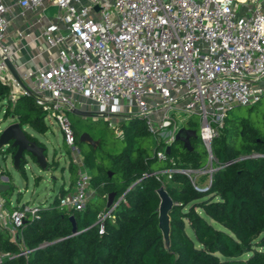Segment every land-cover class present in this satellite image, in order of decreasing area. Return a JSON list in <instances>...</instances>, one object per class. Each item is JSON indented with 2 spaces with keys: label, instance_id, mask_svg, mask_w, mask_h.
I'll list each match as a JSON object with an SVG mask.
<instances>
[{
  "label": "built area",
  "instance_id": "2783aa9c",
  "mask_svg": "<svg viewBox=\"0 0 264 264\" xmlns=\"http://www.w3.org/2000/svg\"><path fill=\"white\" fill-rule=\"evenodd\" d=\"M252 1L0 0V81L10 89L8 107L13 109L20 97L34 96L46 123L61 130L77 167L63 207L81 212L96 196L69 119L70 112L83 106L97 118L118 119L113 129L119 138L124 136L121 121L138 117L146 123L156 141L154 157L170 165L148 175L161 187L166 189L179 174L196 192L209 191L214 174L223 167L212 144L228 113L264 97V0L248 7ZM53 7L57 11L48 16ZM19 18L38 31L47 46L45 62L23 73L15 58L23 38ZM194 116L201 120L197 134L207 163L180 167L167 150ZM121 200L99 216L100 234ZM5 209L6 201L0 198L2 228L16 241L27 220L39 219L41 207Z\"/></svg>",
  "mask_w": 264,
  "mask_h": 264
},
{
  "label": "trees",
  "instance_id": "16d2710c",
  "mask_svg": "<svg viewBox=\"0 0 264 264\" xmlns=\"http://www.w3.org/2000/svg\"><path fill=\"white\" fill-rule=\"evenodd\" d=\"M9 92L0 81V99H7ZM231 111L212 144L213 155L223 167L214 174L209 191L196 192L189 179L179 174L166 185L175 204L170 213L169 248L158 220L161 183L148 175L170 165L154 157L156 141L146 123L130 117L120 122L124 132L121 154L100 158L98 148L82 150L95 198L83 211L69 212L62 199L72 190L61 188L50 206L41 207L39 219L26 221L20 243L0 230V264H264V129L251 119L232 120ZM8 118L40 135L50 129L34 96L20 97L13 109L9 106ZM186 127L198 133L192 123ZM74 134L80 144L82 134ZM27 136L45 147L36 137ZM199 142V136L191 140L192 151L180 142L173 145L171 156L180 167L206 165L208 155L205 149L198 151ZM15 152L8 149L4 154ZM26 165L24 161L19 171L23 175ZM51 166L49 162L48 169ZM69 171L71 185H75L73 162ZM112 193V206L122 200L100 234L99 216L112 209L107 207ZM71 217H75L77 235Z\"/></svg>",
  "mask_w": 264,
  "mask_h": 264
},
{
  "label": "rangeland",
  "instance_id": "374dc122",
  "mask_svg": "<svg viewBox=\"0 0 264 264\" xmlns=\"http://www.w3.org/2000/svg\"><path fill=\"white\" fill-rule=\"evenodd\" d=\"M8 107L7 99H0V132L15 122L13 119H5V110ZM232 120L251 119L264 129V98L262 102L255 108L234 107L230 113ZM69 119L74 131L80 134H88L94 141H98V154L100 158L107 155H119L124 150L123 140L118 137L113 127H116L118 119L114 118H97L83 117L74 112L69 113ZM189 122L196 126L199 133L201 120L198 116L191 117ZM49 131L45 135L37 134L30 127H24L26 133L36 137L39 142L45 145L48 151V161L53 163L48 171L41 170L33 159H29V163L25 169V175L16 170L13 166L11 156H6L0 151V173L5 170V174L9 179L6 185L10 187L6 192L0 193L4 196L6 207L11 210L16 207L20 199L21 204L45 207L52 204L58 196L61 188L69 186L70 171L69 166L72 162V153L63 141L62 132L59 127L51 121H47ZM198 144V151L204 150L201 142ZM81 144V147H80ZM77 143L79 149L84 151L90 149V145ZM93 148V147H92ZM55 167V168H54ZM10 203H12L10 205ZM14 206V207H13ZM214 226L221 229V226L214 223ZM190 235H192L190 231Z\"/></svg>",
  "mask_w": 264,
  "mask_h": 264
},
{
  "label": "water",
  "instance_id": "95a60500",
  "mask_svg": "<svg viewBox=\"0 0 264 264\" xmlns=\"http://www.w3.org/2000/svg\"><path fill=\"white\" fill-rule=\"evenodd\" d=\"M57 11L56 7L50 8L47 10L46 14L48 16H52L53 13ZM10 70L14 74V76L18 78V74L13 68L10 62H7ZM236 107H247V106H236ZM75 114H78L83 117H92L93 115L86 111L74 110ZM198 134L195 130L183 128L179 131L176 141L180 142L187 148L189 151H192V139H197ZM80 142L84 144H88L94 149H97L100 145V142L94 141L88 134H82L80 137ZM8 149H15L16 152L14 155H9L12 157L13 166L16 170L20 171L22 163L27 161V165L29 163V159H35L38 167L43 171H48V156H46V147L40 146L36 141H31L28 139L27 133L24 128L18 123L14 122L5 129L0 132V151L5 153ZM168 154H171V149L167 150ZM29 158V159H28ZM25 166V169L27 167ZM9 179L6 177V182ZM10 187L8 185L0 184V193L6 192ZM157 194L160 198V205L158 209V220H159V228L162 231L166 247L170 246V213L174 208L175 204L167 190L163 187L159 188ZM115 194L112 193L108 197L107 207L110 208L114 203ZM71 222L73 224V234H78L77 223L75 217H71ZM17 239L20 243V234L17 235Z\"/></svg>",
  "mask_w": 264,
  "mask_h": 264
},
{
  "label": "crops",
  "instance_id": "0c3cea01",
  "mask_svg": "<svg viewBox=\"0 0 264 264\" xmlns=\"http://www.w3.org/2000/svg\"><path fill=\"white\" fill-rule=\"evenodd\" d=\"M244 1V0H243ZM255 0L252 1V3L248 4V7H252V4ZM25 21L21 18L18 19L17 25L19 29L23 32V38L17 42L18 47L20 48V51L16 54V61H17V68L20 73H23L26 70H35L37 67L42 65L46 58H47V46L45 44V41L40 37V34L36 30L29 29L28 25L24 23ZM34 22V21H32ZM37 27V26H36ZM38 28V27H37ZM80 111H85L86 107L83 106L80 108ZM63 136V135H62ZM5 170H2L0 173V184L6 185V174ZM77 178V176H76ZM74 184L71 185V175H70V182L69 186H63L65 190L71 189L73 191ZM9 190V189H8ZM4 196L0 195L1 199ZM12 203H10L11 205ZM21 204L20 199L18 201V204L16 207L9 210L8 207H6L5 211L11 212L17 206ZM7 205V203H6ZM46 205L45 207L50 206ZM3 222L0 220V230H3L2 228Z\"/></svg>",
  "mask_w": 264,
  "mask_h": 264
},
{
  "label": "flooded vegetation",
  "instance_id": "af4514ba",
  "mask_svg": "<svg viewBox=\"0 0 264 264\" xmlns=\"http://www.w3.org/2000/svg\"><path fill=\"white\" fill-rule=\"evenodd\" d=\"M8 151V150H7Z\"/></svg>",
  "mask_w": 264,
  "mask_h": 264
}]
</instances>
